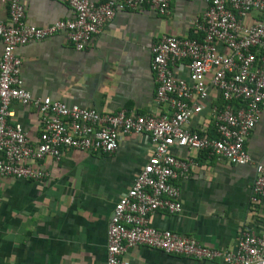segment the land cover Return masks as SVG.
Returning <instances> with one entry per match:
<instances>
[{
  "label": "built area",
  "instance_id": "1",
  "mask_svg": "<svg viewBox=\"0 0 264 264\" xmlns=\"http://www.w3.org/2000/svg\"><path fill=\"white\" fill-rule=\"evenodd\" d=\"M59 1L71 9L72 17L39 27L26 22L22 0H0L7 10L0 19V178L42 180L48 171L39 163L47 156L59 161L68 150L111 154L120 135L146 134L152 152L112 208L105 264H124L125 253L134 246L224 264H264V163L254 161L245 148L264 108V0H205V9L193 22L196 36L167 34L150 45L154 101L162 109L158 113L126 108L102 112L34 96L23 87L16 50L62 33L80 51L118 12L148 7L166 17L174 0ZM211 90L220 102L210 107L213 134H207L190 128L191 101L208 98ZM13 101L36 111L41 125L37 142L19 123L9 122ZM174 147L205 152L231 164L253 165L250 202L262 207V232L256 234L244 224L235 246L217 249L153 226V213L180 212L178 181L198 165L193 156L173 154Z\"/></svg>",
  "mask_w": 264,
  "mask_h": 264
},
{
  "label": "crops",
  "instance_id": "2",
  "mask_svg": "<svg viewBox=\"0 0 264 264\" xmlns=\"http://www.w3.org/2000/svg\"><path fill=\"white\" fill-rule=\"evenodd\" d=\"M99 2L102 0H93ZM26 22L47 26L71 18V9L59 0H22ZM205 0H174L169 16L145 7L118 12L90 45L76 50L59 33L19 46L23 87L34 96H49L67 105L114 112H161L154 101L155 83L149 70L150 45L162 35L196 36L193 22ZM7 10L0 3V19ZM2 44L0 41V56ZM185 76V71L180 72ZM220 102L211 90L208 98L191 101L190 128L213 134L210 107ZM10 123H19L37 142L40 120L34 109L17 101L10 105ZM245 148L254 161L264 163V108ZM178 156H193L198 165L180 185L181 210L158 211L150 222L191 236L206 246H235L244 224L262 232L261 205L250 202L253 165L231 164L205 152L174 147ZM152 145L146 134L120 135L111 154L65 151L59 161L45 157L48 171L42 180L0 178V264H105L107 226L115 202L132 185L146 163ZM34 166L37 163H32ZM124 264H224L203 261L134 246Z\"/></svg>",
  "mask_w": 264,
  "mask_h": 264
}]
</instances>
